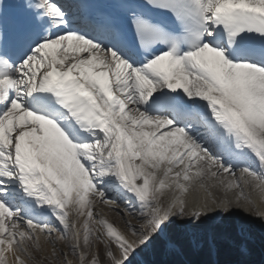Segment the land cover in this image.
I'll return each instance as SVG.
<instances>
[{
  "label": "snow or ice",
  "instance_id": "obj_1",
  "mask_svg": "<svg viewBox=\"0 0 264 264\" xmlns=\"http://www.w3.org/2000/svg\"><path fill=\"white\" fill-rule=\"evenodd\" d=\"M10 7L0 0V264H134L174 225L214 249V216L264 222V0ZM90 195L139 226L122 231Z\"/></svg>",
  "mask_w": 264,
  "mask_h": 264
},
{
  "label": "trees",
  "instance_id": "obj_2",
  "mask_svg": "<svg viewBox=\"0 0 264 264\" xmlns=\"http://www.w3.org/2000/svg\"><path fill=\"white\" fill-rule=\"evenodd\" d=\"M159 240V239H158ZM157 240V241H158ZM248 254H242L243 248L240 246L231 247L230 244L225 242H219L216 244L217 248V259H219L220 264H223L222 259L228 262L233 258H239L240 260L244 257L243 261L247 264L250 263L248 261H257L256 264H261L264 262V239L260 238L258 241L248 242ZM159 247V245L154 249L153 253L148 255L150 258L149 263L147 264H213L212 263V250H200L198 252L192 251L190 248H182L183 259H181L178 255L171 254L169 258H167L166 262H163L164 255V247L163 244L158 251L155 250ZM261 255L263 259H261ZM260 261V263H259Z\"/></svg>",
  "mask_w": 264,
  "mask_h": 264
},
{
  "label": "bare ground",
  "instance_id": "obj_3",
  "mask_svg": "<svg viewBox=\"0 0 264 264\" xmlns=\"http://www.w3.org/2000/svg\"><path fill=\"white\" fill-rule=\"evenodd\" d=\"M218 196H222L223 192L218 190V189H214L213 190ZM239 190H234L230 195H235L236 192H238ZM247 191H251V189H247ZM254 196H256L255 193H253ZM90 199L95 201V207L96 209L101 208L100 211H103V213L105 214V216L114 224L117 225V227H119L122 231H125L126 233L128 232V229L125 225V220H131L132 224H135L137 226H139L140 221L135 218L134 216H125L122 213L126 212V205L124 203H119L117 205H110V204H103L100 203L99 199L95 196V195H90ZM257 202H259V199L257 197ZM117 208L118 210L114 211L113 208ZM234 212H236V214H238V222H242L244 225V228H247L249 226H254L259 230H262L264 232V222H261L259 219L253 218L251 216H248L247 214H245L244 212H242L240 209H234ZM138 215V213H137ZM221 217H216L214 216L213 219L211 221H216L218 219H220ZM80 223H83V218H81ZM243 228V229H244ZM131 237V236H130ZM132 239H134V237H131ZM71 240L67 241V242H61L59 244V247L62 249L67 250L68 249V245L71 244ZM142 252V251H141ZM39 258V257H38Z\"/></svg>",
  "mask_w": 264,
  "mask_h": 264
},
{
  "label": "rangeland",
  "instance_id": "obj_4",
  "mask_svg": "<svg viewBox=\"0 0 264 264\" xmlns=\"http://www.w3.org/2000/svg\"><path fill=\"white\" fill-rule=\"evenodd\" d=\"M100 209L101 208H98V210L100 211ZM103 212V211H102ZM228 217L227 218H223L222 217V219H219V220H216V221H208L207 222V225H206V228L209 230V231H211L214 235H215V238L217 237L218 238V236H219V238H225L226 237V235H227V229H225L226 228V225H225V221H228ZM232 222V221H231ZM180 229H182V230H186L185 229V227L184 226H182V225H177ZM253 232L254 233H256L255 235L253 234ZM240 233V236H242V237H245V238H252L253 236H264V232L262 231V230H259V229H257L256 227H254V226H250V227H248V228H246V229H243V231L242 232H239ZM131 238V237H130ZM100 249H103V246L102 245H100ZM149 250V247L148 248H146V250ZM137 259H138V256L136 257ZM137 259L134 261V262H136L137 264H138V262H137ZM254 263H257V261L255 260V261H253ZM44 264H48V262L47 261H45L44 262ZM237 264V263H236Z\"/></svg>",
  "mask_w": 264,
  "mask_h": 264
}]
</instances>
